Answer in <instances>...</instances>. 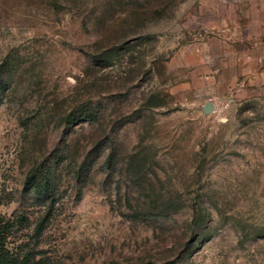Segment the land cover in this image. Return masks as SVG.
Segmentation results:
<instances>
[{"label": "rangeland", "instance_id": "obj_1", "mask_svg": "<svg viewBox=\"0 0 264 264\" xmlns=\"http://www.w3.org/2000/svg\"><path fill=\"white\" fill-rule=\"evenodd\" d=\"M232 1L0 0L12 252L36 264H264V78L246 39L232 65L218 25Z\"/></svg>", "mask_w": 264, "mask_h": 264}, {"label": "crops", "instance_id": "obj_2", "mask_svg": "<svg viewBox=\"0 0 264 264\" xmlns=\"http://www.w3.org/2000/svg\"><path fill=\"white\" fill-rule=\"evenodd\" d=\"M219 6L223 8L218 18L221 37L227 43V38H232L230 43L233 48V67L235 70L240 69L238 65L242 53L239 52L238 41L246 39L248 55H251L247 63L255 65L254 70L261 72L264 78V0H233L219 2Z\"/></svg>", "mask_w": 264, "mask_h": 264}, {"label": "trees", "instance_id": "obj_3", "mask_svg": "<svg viewBox=\"0 0 264 264\" xmlns=\"http://www.w3.org/2000/svg\"><path fill=\"white\" fill-rule=\"evenodd\" d=\"M81 117V116H80ZM91 119V118H90ZM33 174V172H31ZM28 182L30 184H33L36 186L37 189H42L41 184L38 183V179L36 176H29ZM39 192L42 194L44 191L39 190ZM51 213H47L42 222H40L36 228L37 232H41L46 222L49 220ZM137 215H143V216H153L155 214L152 213H137ZM9 226L6 224L3 225V223L0 221V264H36V261L33 258V255L26 254L23 257H20L16 255L14 252L10 250V248L7 245V234L9 230Z\"/></svg>", "mask_w": 264, "mask_h": 264}, {"label": "water", "instance_id": "obj_4", "mask_svg": "<svg viewBox=\"0 0 264 264\" xmlns=\"http://www.w3.org/2000/svg\"><path fill=\"white\" fill-rule=\"evenodd\" d=\"M215 110V104L212 101H208L203 105V111L205 113H210Z\"/></svg>", "mask_w": 264, "mask_h": 264}]
</instances>
